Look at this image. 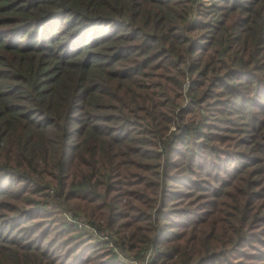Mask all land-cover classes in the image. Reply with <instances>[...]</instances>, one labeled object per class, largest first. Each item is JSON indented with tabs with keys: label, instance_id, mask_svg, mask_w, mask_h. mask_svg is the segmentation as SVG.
Returning a JSON list of instances; mask_svg holds the SVG:
<instances>
[{
	"label": "trees",
	"instance_id": "obj_1",
	"mask_svg": "<svg viewBox=\"0 0 264 264\" xmlns=\"http://www.w3.org/2000/svg\"><path fill=\"white\" fill-rule=\"evenodd\" d=\"M111 242L264 264V0H0V264Z\"/></svg>",
	"mask_w": 264,
	"mask_h": 264
},
{
	"label": "built area",
	"instance_id": "obj_2",
	"mask_svg": "<svg viewBox=\"0 0 264 264\" xmlns=\"http://www.w3.org/2000/svg\"><path fill=\"white\" fill-rule=\"evenodd\" d=\"M78 222V226L85 230L86 232L90 233V234H93L95 236H99V233L97 231V229L92 226L90 223H88V221L84 220V219H79L77 220ZM99 237L101 238H108L107 235H103L101 234ZM111 245L114 246L115 248V251L119 254L120 257H123L125 259H129L131 262H129L130 264H148V261L150 259V252L147 254L146 258L143 260V261H139L135 258H130L127 254H123L124 251H122L119 247H117L116 245H114V243L111 242Z\"/></svg>",
	"mask_w": 264,
	"mask_h": 264
},
{
	"label": "rangeland",
	"instance_id": "obj_3",
	"mask_svg": "<svg viewBox=\"0 0 264 264\" xmlns=\"http://www.w3.org/2000/svg\"><path fill=\"white\" fill-rule=\"evenodd\" d=\"M124 255L125 254H127L130 258H134V255H133V253H130V252H127V251H124V253H123ZM121 259H123V260H125L126 262H131L129 259H125V258H123V257H120ZM132 264V263H131Z\"/></svg>",
	"mask_w": 264,
	"mask_h": 264
}]
</instances>
